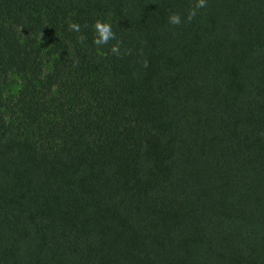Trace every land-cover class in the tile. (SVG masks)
<instances>
[{"label":"trees","instance_id":"trees-1","mask_svg":"<svg viewBox=\"0 0 264 264\" xmlns=\"http://www.w3.org/2000/svg\"><path fill=\"white\" fill-rule=\"evenodd\" d=\"M193 2L0 0V264H264V0Z\"/></svg>","mask_w":264,"mask_h":264},{"label":"clouds","instance_id":"clouds-1","mask_svg":"<svg viewBox=\"0 0 264 264\" xmlns=\"http://www.w3.org/2000/svg\"><path fill=\"white\" fill-rule=\"evenodd\" d=\"M207 6V0H194L193 4L187 11V14L183 18L178 12H169L168 23L172 26H179L185 22L190 23L196 17L197 12ZM68 27L73 32L79 33L81 31V26L75 22L69 23ZM92 27L94 30L93 44L97 47L108 45L110 41L117 40L111 24L107 21L97 19L93 22ZM78 39L81 43H83L85 38L78 37ZM120 44L121 42L117 40V42L115 44H111L109 48V51L117 57L121 56ZM124 54H128L127 51Z\"/></svg>","mask_w":264,"mask_h":264}]
</instances>
